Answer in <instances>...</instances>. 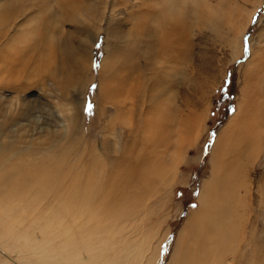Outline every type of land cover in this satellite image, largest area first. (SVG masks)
<instances>
[{
  "label": "rangeland",
  "instance_id": "rangeland-1",
  "mask_svg": "<svg viewBox=\"0 0 264 264\" xmlns=\"http://www.w3.org/2000/svg\"><path fill=\"white\" fill-rule=\"evenodd\" d=\"M159 1L0 0V140L8 144L0 142V172L3 164L14 170L24 157L40 174L53 159L59 174L42 197L0 203V264L70 259L71 252L58 248L62 229L42 235L39 225L61 206L59 195L71 192L66 188L72 178L91 172V158L106 180L116 173L130 179L138 163H147L144 171L154 178L143 181V195L128 201L129 216L107 233V220L98 227L94 217L73 219L76 228L90 232L84 241L91 263L106 248L104 260L123 253L113 264H180L179 235L199 209L201 189L221 154L222 161L235 157L236 165L224 201L230 213L219 223L210 264H231L244 248L264 241V0H197L195 6L176 0L180 11ZM152 10L159 11L158 19ZM175 24L181 27L178 42L169 36L165 41ZM33 26L34 42L26 34ZM167 42H175L170 55L161 52ZM260 65L263 79H247ZM89 101L92 114L85 111ZM241 105L256 117L246 125L253 134L243 145L234 137L228 153L222 145L217 150L218 135ZM36 178L27 181L32 193L36 183L46 184ZM100 189L107 192L108 181ZM62 208L66 226L71 210Z\"/></svg>",
  "mask_w": 264,
  "mask_h": 264
},
{
  "label": "bare ground",
  "instance_id": "bare-ground-1",
  "mask_svg": "<svg viewBox=\"0 0 264 264\" xmlns=\"http://www.w3.org/2000/svg\"><path fill=\"white\" fill-rule=\"evenodd\" d=\"M30 1L34 2L35 5L37 4L36 0H30ZM166 1L172 2V4H170L171 7H173L172 5L174 3V7L178 6L177 8H175L176 11H180L179 2H177L176 0H166ZM162 2L165 4V1H162ZM159 3L161 4V0L159 1ZM25 8H26V5H25ZM168 10H169V15H170L173 10H171L169 7H168ZM36 13H37V10L35 8L34 13H32L34 14V16L31 17V19L34 21H36L38 18L36 16ZM151 13L156 19L159 18V15H160L159 11L154 12L152 10ZM144 21H145L144 17L140 19L139 28H142L143 26H145ZM158 25L161 26L160 21L158 22ZM38 26H33L31 30L26 31L27 36L30 37L31 40H33V42L37 40L35 36H38ZM180 30H181V27L179 24L171 25V27L169 28V33H167L165 37V41H167V37L169 36L170 38L174 37L176 39L175 42L177 43L178 42L177 38L180 33ZM140 31L142 32V29H140ZM31 35H34V36H31ZM139 35H142V34L139 33ZM138 42L140 45L139 50L143 53L144 45L141 44L143 42L142 39L140 38L137 41V45H138ZM147 43L148 45L150 44V42H147ZM173 44L171 43L168 44L167 42V44H165V46L163 47L164 49L162 48L161 52L163 53L166 52L167 49L170 48ZM168 55H170L169 52H168ZM261 68L262 66L260 65L258 68L255 67L254 73H252L251 71L248 72L247 79L251 78L253 74L254 75L257 74L256 76L258 78L261 77V79H263V73L258 71ZM238 107L239 109L236 112L235 116L232 118L229 124L224 128V130H222V132L218 135V138L216 139V144H215L216 149L217 147H219V145H222L224 151L228 153L232 151L231 142L235 140L233 139L234 137L237 138L239 135V138H237L238 140L236 141L238 142L240 141L241 144L244 142L243 144H245L246 142L245 136L248 137V135L253 134L252 132H250V130L248 129V126L246 125L249 124L250 122H255L256 117H252V116L250 117V114L245 112V109H243L242 105ZM195 121L196 122L193 128L194 127L196 128V123L199 120L195 119ZM10 127L7 126L5 128H1V132L8 131ZM195 128H194V131L196 130ZM8 136L9 135L4 136V137H8ZM0 142L4 143L5 140L4 142L0 140ZM6 142L4 145L7 148L8 144ZM252 143L253 142H251V144ZM215 147H214V150H215ZM239 148L238 150L235 151L234 155L235 154L238 155L241 152V149L239 150ZM222 151L223 150H221V152ZM227 153H225V155ZM221 156L222 154L218 157L219 159L218 161L216 160V165H214V168L212 169L211 179L206 181L201 189L199 209L194 211L191 214L189 220L186 222L185 228L182 230L183 232L180 233L181 236L179 235L178 245L184 242V250L182 254L183 261L180 264H210V260L212 262V252L210 250V247L218 243L219 239L215 237V235L218 233L219 227L223 225V223L220 225L219 223L223 217H226L227 214L230 213V209L229 207H227V205H225L224 201L225 199H227V196H226L227 192H230L226 189L227 186L229 188L232 187V177L234 176L233 168L236 165L235 157L233 158L230 157V159H228L229 157L228 156L227 159L225 160L223 159L224 161H222L220 160ZM20 160L21 161L16 160L15 168L14 170H11L10 172H8L9 170L6 171V169L4 168L5 164H3L2 172H0V203L1 205H6L8 203V199L12 200L9 202L13 204L14 203L13 200L14 201L16 199L18 200L19 197H23L24 195H27L28 197H30L31 200L34 197L36 198L42 197L43 195H46L49 190H51L50 184L53 181L56 184L59 182V181L57 182V180L59 179L58 178L59 174L57 175V173L55 172V169L58 165L55 162H53V159L48 161L47 165L46 163L45 164L42 163L43 164L42 167L38 169L44 176L40 174L39 172L35 171L33 169L34 166H31V167L29 166L28 163L30 161H27V160L24 161V157H22ZM4 161H5V157H4ZM90 164H91V172H84L83 177L77 175L74 178H72L71 187L67 186L66 188V191L69 190L71 192L69 194L67 192H63L64 197L62 194L59 195L60 196L59 202L61 206L60 207L57 206L56 209L53 210L50 216L49 214H47V217L49 216L50 218L47 219V217H45L46 221H43V224L39 225L40 226L39 231L41 232L40 234L42 235H46L50 231L53 232V230L56 227L57 229L60 228L63 231L64 236L60 239V242H59L60 246H58V248L64 247L63 250H59V251L71 252L70 259L69 260L61 259L55 262V264H95V262L94 263L90 262V258L88 255L90 245L89 243L84 241L86 236L89 235L90 232L76 228L73 223V219H76L77 216L79 217L81 214H84L89 220L92 217H94L95 218L94 225L98 227H100L103 221L107 220L105 224H102V226L104 227V229L102 230H104L105 233H107L110 228H114L115 225H119L129 216L130 211L133 207V203L130 204L128 201L136 197L137 194L138 195L140 194V189L142 188V185L145 182L144 180L150 181L154 179V178L150 179L146 175L147 172L144 171V169L147 167L145 166L147 163L145 165H141L140 163H138V165L133 171V175L131 176V178L130 179L125 178V180L124 178L120 179L117 173H116L117 177L116 175H114L112 179L110 178L109 180H106V178L103 177L104 173L102 174L100 172L98 173L95 172L97 165L95 163L94 158L90 159ZM230 170H232V173H230ZM26 171L29 172V176L27 175ZM98 176L103 178V180L101 182V185L95 186L94 184H92V182L95 181ZM33 178H36V182L42 181L46 183L41 188L36 183L35 193H32L31 190L27 189V188H30L28 185L29 182L27 181ZM107 181L109 183V189L107 190V192H105L100 188L105 183L107 184ZM147 188L145 189V191L148 190ZM140 195H143V192ZM62 197L64 198L63 203L61 201ZM64 203L67 206H69L71 210L70 214L68 215L70 220L66 224V226L63 225L64 216L62 215L63 214L62 212L64 209L62 207H65ZM84 205L87 207V209H83L81 207ZM93 230L96 231V229H93ZM259 239L260 237L258 238V240ZM37 240L38 242H40L39 239ZM53 240L54 238H52V240L50 239V241H53ZM263 242L264 241H260V242L257 241L256 246L253 248L251 246L250 250H248V248L247 249L244 248L245 249L244 252L238 254L237 256L235 255V258L232 260L231 264H264V243ZM106 250L107 249L104 248V253L99 252V256L101 255V259L96 264H113L112 261H116V257L118 258V260H119V257H123V253L121 252L113 256L112 253L110 252H114V248L108 245V253L110 254H108L107 255L108 258L104 260L103 256L106 255ZM76 255L80 257L83 256V261L77 259L75 257ZM25 262H26L25 264H31V261L29 260H25Z\"/></svg>",
  "mask_w": 264,
  "mask_h": 264
},
{
  "label": "snow or ice",
  "instance_id": "snow-or-ice-1",
  "mask_svg": "<svg viewBox=\"0 0 264 264\" xmlns=\"http://www.w3.org/2000/svg\"><path fill=\"white\" fill-rule=\"evenodd\" d=\"M96 47H97V48H101L102 45H101L99 42H97ZM245 50H246V51L249 50L248 47H247V44H246V46H245ZM94 67H97V68H98L99 65H94ZM226 83H230V81H226ZM95 87H96V85H93V88H95ZM222 91H226V89H223ZM93 109H94V105L91 103V101L87 102V104H86V108H85V111H86L88 114H92ZM230 110H231L232 112H235V111H236L235 107L231 108Z\"/></svg>",
  "mask_w": 264,
  "mask_h": 264
},
{
  "label": "clouds",
  "instance_id": "clouds-1",
  "mask_svg": "<svg viewBox=\"0 0 264 264\" xmlns=\"http://www.w3.org/2000/svg\"><path fill=\"white\" fill-rule=\"evenodd\" d=\"M185 2H187V0H185ZM191 2H192L193 5L195 6V4L197 3V0H191Z\"/></svg>",
  "mask_w": 264,
  "mask_h": 264
}]
</instances>
